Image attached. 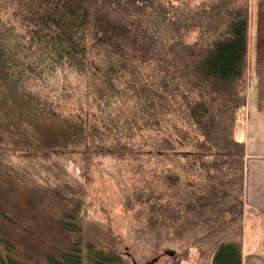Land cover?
<instances>
[{"label": "trees", "instance_id": "trees-1", "mask_svg": "<svg viewBox=\"0 0 264 264\" xmlns=\"http://www.w3.org/2000/svg\"><path fill=\"white\" fill-rule=\"evenodd\" d=\"M247 5L0 0V197L15 205L27 190L6 155L56 168L52 214L73 237L44 264H127L83 240L81 192L59 175L61 155L80 150L149 158L139 202H150L151 224L203 228L195 243L210 264H243L246 145L235 129L247 108ZM255 6L262 110L264 0ZM6 250L1 264H37Z\"/></svg>", "mask_w": 264, "mask_h": 264}, {"label": "rangeland", "instance_id": "rangeland-1", "mask_svg": "<svg viewBox=\"0 0 264 264\" xmlns=\"http://www.w3.org/2000/svg\"><path fill=\"white\" fill-rule=\"evenodd\" d=\"M182 1L194 5L220 0ZM230 2L247 3L249 9V49L242 79L247 108L238 117L237 137H241L239 128L242 131L246 129L253 141L249 151H257L258 140H264V108L262 112L258 108V79L254 71L256 0ZM196 34L190 32L186 40L195 39ZM61 158L66 168L59 173L60 178L71 191L81 192L83 208L79 220L84 241L116 251L127 264H210L207 254L199 252L195 243L205 232L203 228L151 224L150 202H139L140 192L143 191V195L147 192L143 188L151 169L149 158L97 153L85 155L83 150L62 154ZM5 159L22 170L18 176L24 179L18 185L27 190L24 200L15 205L13 201L0 197V257L6 256V248L12 244V253L16 257L44 264L46 253L66 249L73 239L52 214L56 206L49 189L59 181L57 169L51 166L41 169L35 161L23 160L17 155H6ZM160 167L161 163L158 164ZM263 231L260 233L264 238ZM242 234L243 222L240 237ZM254 240L249 224L244 238L246 251L256 247Z\"/></svg>", "mask_w": 264, "mask_h": 264}, {"label": "crops", "instance_id": "crops-1", "mask_svg": "<svg viewBox=\"0 0 264 264\" xmlns=\"http://www.w3.org/2000/svg\"><path fill=\"white\" fill-rule=\"evenodd\" d=\"M237 127L235 129L236 138L246 145L244 219L243 234L240 237L243 264H264V248L261 247L262 244L264 245V238L260 233V230L264 229V140H258L259 149L257 151H249L253 141L250 135H247L246 129L242 131L239 128L241 137L238 138ZM249 224L254 232L253 245L256 247L246 251L244 238H246Z\"/></svg>", "mask_w": 264, "mask_h": 264}]
</instances>
